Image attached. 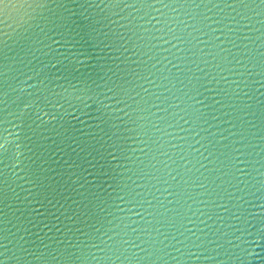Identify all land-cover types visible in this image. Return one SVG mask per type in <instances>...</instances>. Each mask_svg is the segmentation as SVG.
<instances>
[{
  "label": "water",
  "instance_id": "obj_1",
  "mask_svg": "<svg viewBox=\"0 0 264 264\" xmlns=\"http://www.w3.org/2000/svg\"><path fill=\"white\" fill-rule=\"evenodd\" d=\"M0 264H264V0H0Z\"/></svg>",
  "mask_w": 264,
  "mask_h": 264
}]
</instances>
